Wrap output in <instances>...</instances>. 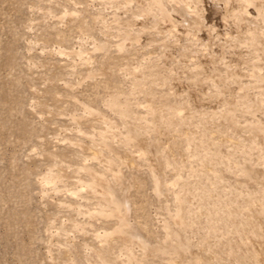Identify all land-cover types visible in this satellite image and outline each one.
Instances as JSON below:
<instances>
[{
    "label": "rangeland",
    "instance_id": "374dc122",
    "mask_svg": "<svg viewBox=\"0 0 264 264\" xmlns=\"http://www.w3.org/2000/svg\"><path fill=\"white\" fill-rule=\"evenodd\" d=\"M103 1L0 0V264H71L64 253L69 247L75 253L72 264H101L93 255L106 253L109 261L119 263L122 243H113L115 247L108 252V242L97 237L104 232H111L116 222L117 225H122L121 229L124 231L130 232L132 229L133 242L136 238L137 241H144L140 238V233L149 236V242L140 244L144 249L135 243L130 245L134 248V259L141 264H170L175 261L171 242L182 246L179 250L183 253V264H196L192 262L194 259L200 261L220 255L217 240L221 238L217 233L208 230L198 236L189 227L190 221L179 229L180 240L171 238L174 236L170 235L174 233V225L171 224L170 215L176 210L175 198L185 200L189 194L197 195L192 202L198 201L199 207L193 203V206H188L202 209L201 216L208 213L209 206L212 207L213 203L215 206L218 204V209L222 212L226 211L222 207L226 201L228 208L233 207L232 211L237 208L239 213L232 212L233 215L253 214L254 219L260 220L264 230V218L256 214L257 210L263 208V204L255 203L253 207L248 203L255 197H260L258 200L264 203L263 142L259 146L264 134L256 133L262 123L257 118L242 115L238 107L230 108L232 105L229 102L216 104L215 101V86L219 85L229 90L228 93H223L225 100L233 99L237 105H240L239 101L245 105L257 101L258 107L264 109V98L261 96V100L258 96H264V56L260 55H264V0H222L230 8V14L234 13V16L228 17L224 22L221 20L224 17L221 4L204 0L208 6L205 7L206 12H213L212 16L219 18L217 22L211 23L213 26L207 24L209 28L191 27L185 21L186 17H197V8L191 7L197 5L198 1L194 4L190 0H175V4L170 0H113V4ZM68 2L76 3L81 9L79 19L85 22L84 26H88L89 32L92 31L91 37L78 33L77 29L72 30L73 24L59 23L58 15L54 18L42 16L47 12L48 6L61 9ZM154 4L158 5L151 8ZM210 5H214L212 9ZM125 7L130 23L120 21L121 26L116 27L113 17ZM215 7H220L221 10L219 8L220 11L217 12ZM166 17H171L172 22L173 19H180L179 23L185 24L174 28L172 32L170 25L166 23ZM94 19L97 22L95 24ZM103 21L113 25L110 34H103ZM156 21L161 26L155 25ZM177 29L185 32H180L178 36L174 32ZM57 32L62 34L59 44L45 41L54 39ZM208 34L211 39L206 36ZM97 41L102 46H92ZM81 49H85V54L91 56L92 64L86 66L79 62L76 54ZM101 64L106 66V76L90 79L92 72H99L94 68ZM129 72H132L131 75ZM207 73L211 74L209 86L199 81L193 90L190 83ZM105 83L117 88L110 92H117L122 99L130 100L132 112L138 114V117L133 118L138 119L128 121L135 124L133 129L141 128L138 130L141 137H149L147 141L150 144H160V147H167L171 142L175 145L174 154L169 160L171 165L165 167L166 176L158 180V197L153 191L150 175V170L158 172L154 166L155 156L147 154L150 161L136 160L138 163H135V158H141L140 152H144L136 145L131 147L128 154L129 162L122 154H116L117 157L112 158L115 164H122L123 181L128 187H120L123 192H120L119 199L123 201V205L114 218H104L99 213L97 203L100 199L95 198L86 188L88 177L76 183L72 174L79 165L93 173L101 170L98 161L90 160L92 154L89 149L92 148V152L98 149L94 147V143H90L92 136H89V132H102V128L107 127L102 121H118L102 103L105 98ZM188 89L191 93L194 91V95ZM182 90H186V94ZM189 98L196 101L188 107L189 117L186 115L179 125V128H183L181 133L179 130L177 134L171 132L173 134L166 133L163 136L153 128L145 127L147 131L144 134L142 123L148 121L146 123L149 125H156L159 121L157 111L162 104L173 106L177 102V106L186 99L190 101ZM76 101L78 105L81 103L91 109L98 115L97 118L83 115L81 110H76V114L73 111ZM247 109L255 110L254 107ZM138 112L145 114L142 116L147 117L146 120H141L142 116ZM72 113L75 114L73 118L70 117ZM178 115L184 114L179 112ZM220 115L223 120H219ZM73 119H79L81 130L78 133L72 123ZM91 125L96 127L92 128ZM184 134L186 136L182 137ZM203 138L206 140H202ZM113 140L118 139L115 137ZM112 145L115 148L118 144ZM112 148L110 145L107 149L113 151ZM170 153L171 150L168 157ZM208 156L211 159H207ZM58 161L63 167H68L62 168L69 175L68 178L42 183L43 176ZM128 163L132 165L125 166ZM81 173L83 176L84 172ZM261 176L263 177L260 178ZM192 178L197 181L191 180ZM210 189L213 191L211 194ZM241 195L245 196L240 197ZM221 200L223 203L220 204ZM244 205L248 212H243ZM244 217L246 218L245 215ZM219 218L224 222V218ZM222 221L218 222L219 228L226 229L230 236H234V229L239 228V224L234 223L226 228V222L224 224ZM81 227L84 229L81 230ZM84 230L85 233H81ZM66 236H69L68 240ZM146 239L148 240L147 237ZM239 240L243 247H249L244 239ZM191 242H195V247L189 244ZM155 244L159 245L160 250L154 259L150 248ZM235 246L239 247L234 243L224 249L222 245L224 252L221 254L220 264H231L230 257L240 253ZM196 248L199 249L200 258L194 257L196 254L192 251ZM253 248L256 254L260 253L257 247ZM261 249H264V243ZM88 253L91 255L88 256ZM250 257L254 258L253 254ZM262 258L264 260V252Z\"/></svg>",
    "mask_w": 264,
    "mask_h": 264
},
{
    "label": "bare ground",
    "instance_id": "6f19581e",
    "mask_svg": "<svg viewBox=\"0 0 264 264\" xmlns=\"http://www.w3.org/2000/svg\"><path fill=\"white\" fill-rule=\"evenodd\" d=\"M105 1H106V4H107V2L108 3H112L113 4V0H104L103 2L105 3ZM154 0H151V2H153ZM178 1V0H177ZM176 1V2H177ZM180 1H182V0H180ZM191 1V3L192 4H194L195 2L197 3V1L199 2L197 5L196 4H194L195 6H192L191 7V9H196L197 8V17H186L185 18V21H188V26H193V27H207V28H209L208 26H207V24H210V25H212L213 24V22L215 21V22H217V19H219L218 18V16H216V17H214V16H212V14H214L213 12L211 13V12H208V10H207V12H206V8L205 7H208V6H206L207 4H205L204 3V0H190ZM210 1V0H209ZM212 1H214V3H215V1L216 2H218V3H220L221 4V7H222V10H223V13H224V17H223V19H221L223 22L224 21H226L227 20V18L228 17H232V16H234V13H232V14H230V8L229 7H227L226 5H225V2H223L222 0H211V2ZM150 2V3H151ZM170 2H172V4L175 2V0H170ZM175 2V3H176ZM210 2V4H212ZM174 3V4H175ZM207 3V2H206ZM213 3V4H214ZM217 3V4H218ZM152 4V3H151ZM184 4H186V3H184ZM205 4V5H204ZM64 5V4H63ZM110 5V4H109ZM155 5H158V4H154V5H151V8L152 7H154ZM53 6V5H52ZM186 6V5H185ZM188 6V5H187ZM211 6V5H210ZM214 6V5H213ZM213 6H211V8L210 9H212V7ZM127 7V6H126ZM126 7L124 8V10H122V12L121 13H119L118 15H115L113 18V24L117 27V26H121L120 25V21L122 22V23H126V24H129L130 22H128L129 20V16H127L126 15V11H127V9H126ZM220 8V7H219ZM219 8H217L216 9V7H215V9H216V11L217 10H219ZM220 10H221V8H220ZM219 10V11H220ZM254 10V9H253ZM155 11H157V10H155ZM194 11V10H193ZM210 11V10H209ZM212 11H214V10H212ZM216 11H214V12H216ZM251 11V10H250ZM81 12V9H79L78 7H77V4L76 3H71L70 4V2H68L67 3V5L65 6L64 5V7H62L61 9H58L56 6H53V7H51V6H48L47 7V12L46 13H44L42 16L44 17V18H54V17H56L57 15H58V19H59V23H68V24H73V26L71 27L72 28V30L74 29H77V31H78V33H85V34H87L88 36H92L91 34H90V32H92V31H88V29H87V27L88 26H84V21L83 20H81V19H79V13ZM218 12V11H217ZM216 12V13H217ZM253 12V11H252ZM215 13V14H216ZM222 13V12H221ZM217 14H219V13H217ZM124 15V17H122ZM154 15H155V13H154ZM219 17H221V16H219ZM166 23L167 24H169L170 25V27H171V31L174 29V28H178V26H182L183 24H185V23H179V21L181 22V20L180 19H173L174 21V23L171 21L172 20V18L171 17H166ZM255 19V18H254ZM155 21V20H154ZM94 24L95 23H97L96 21H95V19H94V22H93ZM103 23V28L105 29V32H103V34H110L111 32H110V30L111 29H113L114 27H113V25L111 24L110 25V23L109 24H106L104 21L102 22ZM155 23V25H159V26H161V24L158 22V21H156V22H154ZM212 23V24H211ZM218 24V23H217ZM216 25V24H215ZM214 25V26H215ZM247 25V24H246ZM213 26V25H212ZM211 26V27H212ZM211 27H210V29H211ZM103 29V30H104ZM165 29V28H164ZM173 32V31H172ZM174 32H175V34L176 35H180L179 33L180 32H185L184 30H182V29H177L176 31L174 30ZM195 33H196V35L198 34V31L196 30L195 31ZM62 34L60 33V32H57L56 34H55V38L54 39H51V40H45L46 42H48V43H56V44H59L60 42H61V39H62ZM206 36H208V37H210V39H211V36L208 34V35H206ZM199 37V36H198ZM205 37V36H204ZM42 39V38H41ZM82 39V38H81ZM202 39H203V37H202ZM43 40H44V38H43ZM104 40H106V39H104ZM200 40H201V38H200ZM199 40V41H200ZM204 40V39H203ZM109 41V40H108ZM99 42L97 41L96 43H92V46H94V44H98ZM103 42H101V44H102ZM205 43V42H204ZM100 44V43H99ZM98 44V45H99ZM210 44V43H209ZM105 45V44H104ZM99 46H102V45H99ZM105 46H108V45H105ZM82 47V46H81ZM83 48V47H82ZM106 49V48H105ZM105 49H104V51H105ZM85 50V49H84ZM83 49H81L76 55H77V57H78V60H79V62H83V64L84 65H86V66H88V65H90V64H92L93 62H91L90 60H92L93 61V59H91V56L90 55H88V54H85L86 53V51H84ZM101 50H103V49H101ZM93 52H96L97 50H92ZM119 51H121V48H119ZM125 52V51H124ZM128 52V51H127ZM260 55H261V57H263L264 55L263 54H261L260 53ZM204 61V60H203ZM202 61V62H203ZM260 62H263V61H260ZM204 63V65L206 64L205 63V61L203 62ZM213 64V63H212ZM83 65V66H84ZM132 67H130V69H131ZM93 69V68H92ZM92 69H87V71H92ZM94 69H97L99 72L97 73V74H95L94 72H92L91 73V75L89 76V78L90 79H94V77H99V78H101V76H106V73H108L107 72V69H106V66H105V64H101L99 67H95ZM204 69V68H203ZM205 69H208V67L207 68H205ZM74 71V70H73ZM130 73V75H131V73L132 72H129ZM149 73V72H148ZM147 73V74H148ZM146 74V75H147ZM151 74V73H150ZM149 74V75H150ZM148 75V77L150 78L151 77V75L149 76ZM128 76H129V74H128ZM211 74L210 73H207V74H204V75H202V77L200 78V79H196L195 81H192L190 84V87H192V89L194 90L195 89V87L194 86H196L197 85V82H201V84H203V85H207V86H209V81L211 80ZM134 77V76H133ZM153 77V76H152ZM130 78V77H129ZM132 78V77H131ZM154 78V77H153ZM136 79V78H135ZM133 80V79H132ZM151 80V79H150ZM154 80V79H153ZM133 81H135V80H133ZM99 83V82H98ZM98 83H96V84H98ZM135 84H137V83H135ZM100 85V84H99ZM189 87V88H190ZM113 89H115V90H117V88L115 87V86H113V85H111V84H109V83H105L104 85H103V94L105 93V98L104 99H102V103L104 104V106L108 109V112L116 119V120H118V121H115V122H113V123H111V122H106V121H102L103 123H105V124H107V127H104V128H102V132H98V131H91V132H89V133H91V135H89L91 138L89 139L90 140V143L92 142V143H94V147H96L98 150H93V152H92V148H90L89 150H90V152H91V154L92 155H90V160H96V161H98V163L99 164H101V170L100 171H96V172H91V171H89L88 169H85V166H80L79 165V167L78 168H76V169H74L73 171H72V174H74V178L76 179V183H79L80 181H81V179L82 178H84L85 179V177L87 176L88 177V179H86L87 181H86V185H87V187L86 188H88V190L87 191H89L91 194H93V196L95 197V198H99L100 200H99V202L97 203V205H99V209H100V214L104 217V218H114L116 215H117V210L123 205V201H120V199H119V196H120V192H123V189H127L128 187L126 186L127 184L126 183H124V178H123V175H122V173H121V166H122V164H115V162L113 161V157L115 158V156H116V154H122L123 156H124V159H126L127 161H128V154H129V152H130V150H131V147H135L136 145L139 147L138 149H142V150H144V152L142 151V152H140V154H141V158H139V159H136L135 158V161L136 160H145V161H150L149 160V157L150 156H152V157H154L155 156V162H156V164L154 165L155 167H157V170H158V172L157 173H154L152 170H150V175H151V177H152V180H151V185H152V187H153V191H154V193H155V195L158 197L159 196V194H160V191H159V186H160V183L158 182V180L159 179H161V178H163V177H165L166 176V173H165V167H166V165H168V164H170V162H169V160H170V157H171V155H173L174 154V143H170V144H168V146L166 147V146H163V147H160V144H155V145H153V143H149L148 141H147V139L149 138H147V137H141V133H139L138 132V130H140L141 128L140 127H138L139 125H137V130H135V129H133L132 128V126H134L135 124L132 122V121H128L129 119L130 120H137L136 119V117L135 118H133L134 116H137L138 117V114L137 115H135L132 111V109H131V107L129 106V104H130V100L128 99H122L121 98V96L119 95V94H117V92H110L111 90H113ZM197 89V88H196ZM114 90V91H115ZM189 90V89H188ZM186 90H182V92L184 93V94H186V92H185ZM190 91V90H189ZM228 88L227 87H224V86H219V85H216L215 86V96H216V98H215V101H216V104L217 103H227V102H229L232 106L230 107V108H232V107H238V111H239V113H241L242 115H246L247 117H251V118H257V119H259L260 120V122L262 123V124H260L259 125V130H257L256 131V133L258 132V135H259V133L260 134H264V109L263 108H260V107H258L259 105L257 104V101H253V104H251V105H245L244 104V102H242V101H239V103H240V105H237L236 104V102L232 99V100H225V97L223 96L224 94L223 93H228ZM194 91H192V93H191V91H190V93L192 94V95H194V93H193ZM123 95V94H122ZM124 96V95H123ZM258 96H260V98H261V96L264 98V96L263 95H258ZM188 98V97H187ZM192 98V97H191ZM194 98H196L195 96H194ZM227 98V97H226ZM232 98V97H231ZM248 98V97H247ZM155 99H157V98H155ZM154 99V100H155ZM190 99V98H189ZM197 99V98H196ZM240 99V98H239ZM244 99V98H243ZM253 99V98H252ZM256 99V98H255ZM254 100V99H253ZM261 100H262V98H261ZM78 101V100H77ZM77 101L75 102V104H74V108H73V111L77 114V112H76V110L78 111V110H81L82 111V113H83V115H86V116H92V117H95V118H97V116L98 115H96L95 113H93V111H91V109H89V108H87V106H85V105H83V104H77ZM153 101V100H152ZM196 101V100H195ZM194 101V99L191 101V99H190V101L189 100H185V102H182V103H180L179 105H177V106H175L176 104H177V102H176V104L174 105L173 104V106L172 105H169V104H162V106L158 109V111H157V114L159 113V115H157V114H155V115H157L156 117H157V119H159V121H157V124L156 125H153V126H151V125H149L148 123H146V122H148V121H146L145 123L143 122L142 124H143V127H142V130H143V132H144V134H146V128L145 127H151V128H153L154 130H156L158 133H159V135H162L163 134V136L166 134V133H169V134H173V133H171V132H176V134H177V132H179V130H180V133H181V130L183 129H181V128H179V125H181L182 123H183V119H184V117L186 116V115H188V111H190L189 110V108L188 107H191L190 105H192L193 104V102H195ZM245 101V100H244ZM154 102V101H153ZM198 102V101H197ZM245 102H247V101H245ZM250 103V102H249ZM196 104V103H195ZM241 105H243V107H241ZM223 106V105H222ZM240 106V107H239ZM194 107V106H193ZM229 107V106H228ZM248 107H250V108H252V107H254L255 108V110H249V109H247ZM262 107V106H261ZM66 110H63V112H65ZM148 112V111H147ZM146 112V113H147ZM179 112H183V116L182 115H178V113ZM49 114L51 113V111L49 110V112H48ZM139 114H140V112H138ZM155 113V112H154ZM69 114H71V113H69ZM73 114V113H72ZM149 115H151L150 113H148ZM148 114H146V115H148ZM182 114V113H181ZM223 114V113H222ZM82 115V116H83ZM141 115V114H140ZM139 115V116H140ZM142 115H145V114H142ZM141 115V116H142ZM72 116V117H71ZM75 116V114H73V115H70V117L71 118H73ZM152 116H154V115H152ZM76 117H78V116H76ZM75 117V118H76ZM84 117V116H83ZM83 117H81V118H83ZM188 117H189V115H188ZM188 117H186V118H188ZM80 118V117H79ZM145 119L146 120V118L147 117H140V119ZM151 118V117H150ZM153 118V117H152ZM220 118L221 119H219V120H223V116L222 115H220ZM141 119V120H142ZM226 119H228V118H226ZM78 120L79 119H77V120H74L73 119V124L76 126L75 127V131H77V133L78 132H80V130H81V128H80V123L78 122ZM134 120V121H135ZM144 120V121H145ZM258 120V121H259ZM151 122H152V120H150ZM189 121V120H188ZM138 122V121H137ZM141 122V121H140ZM208 122V121H207ZM209 123V122H208ZM152 124V123H151ZM141 125V124H140ZM90 127H92V128H95L96 126L95 125H91ZM136 127V126H135ZM182 127V126H181ZM188 127H190V125H188ZM196 127V126H195ZM80 128V129H79ZM178 130H176V129ZM251 128H253V127H251ZM189 129V128H188ZM195 129V128H194ZM194 129H192V130H194ZM214 130V129H213ZM184 131V130H183ZM182 131V132H183ZM187 131V130H186ZM210 132V131H209ZM83 134V133H82ZM189 134V133H188ZM187 134V135H188ZM106 135H110V137L109 136H106ZM195 135V134H194ZM194 135H193V138H194ZM256 135V134H255ZM178 136V135H177ZM182 136V135H181ZM186 135L184 134V136H182V137H185ZM189 136V135H188ZM200 136V135H199ZM86 137V136H85ZM117 138L118 140H113L114 138ZM169 137V136H168ZM89 138V137H88ZM94 138H96V140L94 139ZM164 139V138H163ZM202 140H206V139H202ZM257 140V139H256ZM258 140H260V137H259V139ZM109 141V142H108ZM164 141H165V139H164ZM193 141V140H192ZM199 141V140H198ZM166 142V141H165ZM168 142H169V140H168ZM195 142V141H194ZM200 142V141H199ZM211 142V141H210ZM262 142H263V144H264V138L262 137V139H261V143H259V146H260V144H262ZM82 143V142H81ZM112 143H116V144H118L117 145V147H115V145H114V147L115 148H112ZM213 143H214V141H213ZM196 144V143H195ZM200 144V143H199ZM199 144H197V145H199ZM258 144V143H257ZM82 145V144H81ZM111 145V148L113 149V151H110L109 149H107L109 146ZM78 146H80V145H78ZM195 147V146H194ZM198 147H200V145L198 146ZM262 148V147H261ZM198 149V148H197ZM196 149V150H197ZM172 151V153H170V156L168 157V153H169V151ZM85 151V150H84ZM104 153H103V152ZM87 152V151H86ZM89 152V151H88ZM195 152V151H194ZM196 153V152H195ZM200 153V152H199ZM147 154L149 155L150 154V156L148 157L147 156ZM198 155V154H197ZM207 155V154H206ZM205 155V156H206ZM208 155H210V154H208ZM102 156L104 157V158H102ZM202 156V155H201ZM264 156V155H263ZM117 157V156H116ZM209 157V156H208ZM212 157V156H211ZM198 158H199V156H198ZM207 158V157H206ZM196 159V158H195ZM207 159H211L210 157L209 158H207ZM207 159L205 160V162L207 161ZM198 160V159H197ZM199 160H200V158H199ZM204 160V159H203ZM87 161V160H86ZM71 162V161H70ZM129 162V161H128ZM152 162V161H151ZM172 162H173V160H172ZM176 162V161H175ZM198 162V161H197ZM201 162V161H200ZM199 162V163H200ZM135 163H138L137 161L135 162ZM178 163V162H177ZM198 163V164H199ZM203 163V162H202ZM201 164V163H200ZM200 164H199V166H200ZM204 164H206V163H204ZM250 164V163H249ZM124 165V164H123ZM132 164L131 163H128L127 165H125V166H131ZM171 165V164H170ZM174 165H175V163H174ZM195 165H196V162H195ZM202 165V164H201ZM68 166V165H67ZM149 166H151V168L152 167H154L153 165H149ZM196 167V166H195ZM200 167H202V166H200ZM205 167V166H204ZM210 167V166H209ZM248 167V166H247ZM252 167V166H251ZM62 168H68V167H63L62 166V163L61 162H57L56 163V165H55V167L54 168H51V169H49L47 172H46V174L43 176V178H42V183H51L52 181H54V180H56V181H62V179H67L68 178V176L69 175H67L66 173H65V171H63V169ZM179 168V167H178ZM245 169H246V167H244ZM249 168V167H248ZM247 168V169H248ZM199 169V168H198ZM197 169V170H198ZM208 169V168H207ZM244 169V170H245ZM250 169V168H249ZM196 170V171H197ZM200 170V169H199ZM241 170V169H240ZM81 171L82 172H84V175L83 176H81ZM94 171V170H93ZM204 171V170H203ZM208 171H209V169H208ZM243 171V170H242ZM248 171V170H247ZM253 171V170H252ZM252 171H249V172H252ZM79 172V173H78ZM200 172V171H199ZM249 172H248V174H249ZM194 173V172H193ZM196 173V172H195ZM208 173V172H207ZM243 173V172H242ZM245 173H246V171H245ZM192 174V173H191ZM199 174H201V173H199ZM197 175H198V173H197ZM242 175V174H241ZM250 175V174H249ZM260 175V174H259ZM192 176H193V174H192ZM192 176H188V177H192ZM203 177H205L206 178V176H207V174H206V176H204V175H202ZM196 177V176H195ZM201 177V176H200ZM199 177V178H200ZM259 177V176H258ZM263 176H261L260 178H262ZM119 178V179H118ZM209 178V177H208ZM259 178V179H260ZM264 178V177H263ZM198 179V178H197ZM256 179H257V177H256ZM191 180H193V178L191 179ZM196 180V179H195ZM195 180H193V181H195ZM207 180V179H206ZM264 180V179H263ZM178 181V180H177ZM197 181V180H196ZM204 181V180H203ZM259 181V180H258ZM82 182V181H81ZM189 182V181H188ZM199 182V181H198ZM56 183V182H55ZM57 183H59V182H57ZM194 183V182H193ZM192 183V184H193ZM206 183V182H205ZM259 183H262V182H259ZM259 183H257V184H259ZM52 184H54V183H52ZM181 184H183V183H181ZM191 184V183H190ZM203 184H204V182H203ZM208 184H209V181H208ZM264 184V183H263ZM184 185H185V183H184ZM184 185H183V187H184ZM187 185V184H186ZM196 185H197V183H196ZM204 185H206V184H204ZM193 186V185H192ZM201 186V185H200ZM199 186V187H200ZM232 186V185H231ZM120 187H124L123 189H120ZM180 187H182V186H180ZM187 187V186H186ZM185 187V188H186ZM202 187V186H201ZM207 187V186H206ZM259 187H261V186H259ZM258 187V188H259ZM188 188V187H187ZM190 188H191V186H190ZM189 188V189H190ZM198 188V187H197ZM264 188V187H263ZM181 189V188H180ZM196 189V188H195ZM257 189V188H256ZM181 190H183V189H181ZM184 190H186V189H184ZM124 191H126V190H124ZM186 191H188V190H186ZM199 191H200V189H199ZM205 191V190H204ZM227 191V190H226ZM229 191V190H228ZM227 191V192H228ZM232 191V190H231ZM236 191V190H235ZM245 191V190H244ZM259 191H261V189H259ZM183 192V191H182ZM192 192V191H191ZM194 193H196L195 191H193ZM208 192V191H207ZM206 192V193H207ZM240 192V191H239ZM262 192H263V190H262ZM206 193H204V195H206ZM211 193H213V191H211V189H210V194ZM230 194H231V192H229ZM233 193V192H232ZM237 193V192H236ZM264 193V192H263ZM182 194V193H181ZM193 194V193H192ZM229 194V195H230ZM240 194V193H239ZM241 194H244V192L243 193H241ZM258 194H259V192H258ZM257 194V195H258ZM183 195V194H182ZM186 195H187V193H186ZM203 195V196H204ZM180 196V195H179ZM185 196V195H184ZM188 196V195H187ZM197 196V195H196ZM195 195H190L189 194V196L187 197V199H182L181 197L182 196H180V198H181V200H179V199H176L175 198V203H176V207H175V212H174V214H172V215H170V220H171V224L172 225H174V233L172 232L170 235H174L173 237H171V238H174L176 241L178 240V238H179V240H180V237H181V235H180V233H178L179 232V229L183 226V227H185L186 225H187V223L190 221V223H191V225L189 226L192 230H194V233H196V234H198V236L201 234V233H205L206 231H208V230H211V233H212V231L214 232H216L217 233V236L218 237H220L221 239L220 240H217V246H219V248H220V250L219 249H217V251H219V254L220 255H214V256H210V257H206V258H204V259H202V260H200V261H198V260H193L192 262H195L196 264H220V260H221V254L224 252V250H223V248H222V245L224 246V249L225 248H227V247H231L234 243L235 244H237L239 247H237V246H235V249L237 250V251H240V253H237V255H232V257H235V259H233L232 257H230L231 259V264H245L243 261H246L247 263L246 264H264V260H263V258H262V253L264 252V249H261V246L263 245V243H264V230H263V228H262V226L260 225V220H256V219H254L253 218V214H242L241 216H235V215H233L232 214V212H238L237 211V208L235 209V211H232V209H233V207L232 208H228V205L225 203L226 201H224V203L222 202V200H221V202H220V204L221 203H223V204H225V205H222V207H225L226 208V211L224 212H222L221 210H219L220 208V206L218 205V204H216V206H215V203H213V206L212 207H210L209 205H207V206H209V210H208V213H206V214H204V215H202L201 216V214H202V209H199V208H195V207H189L188 205L189 204H191L192 205V203H193V205H195L196 207H199L198 205V201L196 202V203H194V202H192V201H195V197H196ZM213 196V195H212ZM243 196H245V195H241L240 197H243ZM189 197H191V198H189ZM199 197V196H198ZM200 197H202V196H200ZM199 197V198H200ZM207 197H208V194H207ZM236 196L234 195V198H235ZM238 197H239V195H238ZM238 197H237V199H238ZM203 198V197H202ZM209 198H211V197H209ZM213 198H214V196H213ZM225 198V197H224ZM228 198V197H227ZM226 198V199H227ZM247 198V197H246ZM260 198V197H259ZM258 197H255L254 199H252L251 198V201H249L248 203L249 204H251L252 206L253 205H255V203L257 204L258 203V205H262L263 204V208L261 209H259V210H257L256 211V214L257 215H261L262 216V218H264V203H262V202H260V200H258L259 199ZM205 199V198H204ZM225 199V200H226ZM230 199V198H229ZM228 199V200H229ZM236 199V198H235ZM239 199H241L242 200V198H239ZM244 199V198H243ZM214 200V199H213ZM246 200V199H245ZM206 201V200H205ZM212 201V200H211ZM216 201V200H215ZM218 201H219V199H218ZM232 201H234V200H232ZM237 201V200H236ZM264 201V200H263ZM235 202V201H234ZM238 202V201H237ZM200 204H201V202H199ZM209 203V202H208ZM211 203V202H210ZM216 203H218V202H216ZM229 203V202H228ZM246 203H247V201H246ZM246 203H245V205H246ZM203 204V203H202ZM242 204V203H241ZM248 204V205H249ZM192 205V206H193ZM212 205V204H211ZM234 205H235V203H234ZM245 205H244V211L243 212H246L245 211V209H247V206H246V208H245ZM218 206V207H217ZM242 206H243V204H242ZM241 206V207H242ZM206 207V206H205ZM254 207V206H253ZM204 208V207H203ZM219 208V209H218ZM242 208V209H243ZM249 208H250V206H249ZM223 209V208H222ZM250 210V209H249ZM207 211V210H206ZM240 211V210H239ZM248 212V211H247ZM239 213V212H238ZM242 213V212H241ZM240 213V214H241ZM105 214H107V215H105ZM244 215L246 216V218L244 217ZM91 216V215H90ZM261 216H260V218H261ZM101 217V216H100ZM219 217H222V218H224V222H226V224L222 221V219H220ZM179 219H181V220H179ZM188 219V220H187ZM222 221V223H224L226 226H224V227H229L230 225H232V224H234V223H238L239 224V228H236V229H234V230H236L235 232H234V236H230L229 235V233L228 232H226V229H220L219 228V226H218V222L219 221ZM217 224V225H216ZM78 225H81V224H78ZM119 225V224H118ZM117 225V222H116V226H115V228H113L112 230H111V232H108V233H106V232H104V233H102V235L101 236H99L98 234V236L97 237H100L101 238V240L102 241H104V242H108V245H109V249H108V252L109 251H111V249L112 248H114L115 246H113L112 244L114 243V244H116V243H118V242H121L122 243V245H123V247H120V255H119V258H118V260H119V263H113V262H111V261H109L108 260V258H107V254L108 253H106L105 255L103 254V255H98V254H94L93 256L94 257H96L97 258V260L101 263V264H141L139 261H136L135 259H134V256H133V254H132V252H134V248H132L131 246H133L132 245V243H135V244H138V246L140 247V248H143L144 249V247L143 246H141L140 244H144L145 245V243L144 242H149L150 240H149V236H147V235H144L143 233H140L139 234V236H140V238H142V239H144V241H137V238H136V241H131L132 240V238L133 237H131V236H133L132 234H133V231H132V229L130 230V232L128 231V230H126V231H124V230H122L121 229V227H122V225H119L118 226ZM76 225L73 223V227H75ZM83 226V225H82ZM223 227V226H222ZM231 227V226H230ZM79 228V227H78ZM82 229L81 230H83L84 229V227H81ZM74 229V228H73ZM76 229V228H75ZM76 230H78V229H76ZM80 230V229H79ZM91 230V229H90ZM230 230V229H229ZM132 231V232H131ZM231 231H232V229H231ZM76 232V231H75ZM74 232V233H75ZM233 232V231H232ZM79 233V232H78ZM81 233H85V230L83 231V232H81ZM232 234V233H231ZM148 238V240L146 239V237ZM67 237V236H66ZM69 237V236H68ZM68 237L66 238V240H68ZM224 237H226V238H224ZM239 238L240 239H244L245 241H246V244L250 247H243L242 246V244H241V242H240V240H239ZM71 239H73V238H71ZM70 240V239H69ZM72 241V240H71ZM70 244H72V243H70ZM191 246H194L195 247V242H191V243H189ZM121 245V246H122ZM126 247H125V246ZM131 245V246H130ZM170 245H172L173 246V248H172V251L175 253V254H173V258H174V256L176 257V260L175 261H173V262H171L170 264H183V261H184V258H182L183 257V253L181 252V250H179V247L181 246V245H179V244H176L175 242L173 243V242H171V244ZM66 246V245H65ZM253 246H255V247H257L258 248V250H259V254H256V252H255V250H254V248H253ZM68 247V246H67ZM66 247V248H67ZM182 247V246H181ZM70 248V247H69ZM69 248H67V249H65L64 250V253H65V255H66V260H69V263L71 262V264H72V262H74L73 260V254L75 255V253H73V251L71 250V249H69ZM102 248V247H101ZM92 249V248H91ZM151 249V252L153 253V256H152V258H156V255H157V252L160 250L159 249V245L158 244H155L153 247H151L150 248ZM194 249V248H193ZM90 250V249H89ZM148 251V250H147ZM192 251V250H191ZM198 251H199V249L198 248H196L195 250H193L192 252L193 253H195L196 255H194V257L196 256V257H201L200 255L201 254H199L198 253ZM88 252V251H87ZM147 254V253H146ZM251 254H253V257L254 258H251L250 257V255ZM91 254H89L88 253V256H90ZM150 255V254H149ZM226 260V259H225ZM240 260V261H239ZM152 261V260H151ZM153 263V262H152ZM155 263V262H154ZM230 263V262H229ZM228 263V264H229Z\"/></svg>",
    "mask_w": 264,
    "mask_h": 264
}]
</instances>
